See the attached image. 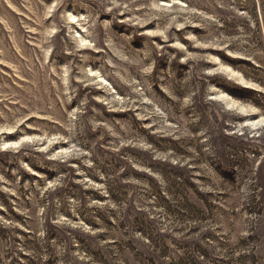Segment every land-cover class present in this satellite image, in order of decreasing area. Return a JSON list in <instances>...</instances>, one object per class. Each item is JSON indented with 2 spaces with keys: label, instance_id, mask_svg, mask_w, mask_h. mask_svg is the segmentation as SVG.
<instances>
[{
  "label": "rangeland",
  "instance_id": "obj_1",
  "mask_svg": "<svg viewBox=\"0 0 264 264\" xmlns=\"http://www.w3.org/2000/svg\"><path fill=\"white\" fill-rule=\"evenodd\" d=\"M262 118L264 0H0V264H264Z\"/></svg>",
  "mask_w": 264,
  "mask_h": 264
},
{
  "label": "bare ground",
  "instance_id": "obj_2",
  "mask_svg": "<svg viewBox=\"0 0 264 264\" xmlns=\"http://www.w3.org/2000/svg\"><path fill=\"white\" fill-rule=\"evenodd\" d=\"M71 18L74 19L75 17L74 16H71ZM81 41L84 42L85 39L82 38Z\"/></svg>",
  "mask_w": 264,
  "mask_h": 264
},
{
  "label": "snow or ice",
  "instance_id": "obj_3",
  "mask_svg": "<svg viewBox=\"0 0 264 264\" xmlns=\"http://www.w3.org/2000/svg\"><path fill=\"white\" fill-rule=\"evenodd\" d=\"M262 119H264V118H262ZM5 147H8V145H5Z\"/></svg>",
  "mask_w": 264,
  "mask_h": 264
}]
</instances>
